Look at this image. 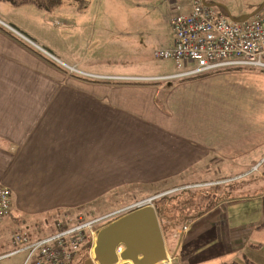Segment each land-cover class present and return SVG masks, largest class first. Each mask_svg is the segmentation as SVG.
I'll list each match as a JSON object with an SVG mask.
<instances>
[{"label":"crops","instance_id":"1","mask_svg":"<svg viewBox=\"0 0 264 264\" xmlns=\"http://www.w3.org/2000/svg\"><path fill=\"white\" fill-rule=\"evenodd\" d=\"M176 9V15L189 13L190 0ZM218 11L227 9L220 5ZM172 42L173 32L160 49ZM137 67L113 75L76 68L79 75L131 84L77 80L0 32V185L13 193L7 223L23 230L34 206L94 203L102 185L108 195L185 174L242 172L247 169L239 167L264 157V73L226 70L184 79L171 78L180 72ZM225 175L226 184L231 176ZM262 222L264 196L223 198L187 226L171 251L165 244L166 251L176 264L250 260L263 243Z\"/></svg>","mask_w":264,"mask_h":264},{"label":"rangeland","instance_id":"2","mask_svg":"<svg viewBox=\"0 0 264 264\" xmlns=\"http://www.w3.org/2000/svg\"><path fill=\"white\" fill-rule=\"evenodd\" d=\"M188 2L189 0H61L58 7L47 12L31 4L16 6L10 1H0V19L11 23L13 29L11 27L7 29L12 32L16 30L20 36L30 39L34 48L65 68L68 76L70 74L78 76V70L92 75L122 74L127 72L119 70L120 67L139 69L137 66L143 71L176 73L180 71L173 61L157 59L153 52L170 44L172 39L170 21L179 12L176 7L184 8ZM206 2H212L211 5L216 10L220 5L224 6L228 12L224 13L230 15L232 19H237L240 15L257 12L264 0H206ZM39 46L49 50L55 57ZM59 61L75 65L78 70ZM193 67V64H187L183 69ZM84 77L110 81L107 77L106 79L90 75ZM250 164H246L244 168L239 167V170L247 169L242 172L234 173L233 170L228 173L217 171L214 174L193 173L187 176L185 174L182 179L159 183L155 187L144 188L135 185L125 189H114L108 195H105L106 186L102 185L98 189L101 196L89 204H66L63 208L52 207L43 210L34 206V213L26 215L28 220L24 221L27 224V227H23L25 230H21V224L7 223L5 218L1 221V255L12 249L11 238L18 232H26L35 240L39 236L43 238L53 234L50 229L54 230V224L58 222H74L79 216L83 218L106 216L107 218L97 228L99 232L131 210H136L137 205L143 200L155 196H159V199L153 202V208L154 205L159 206L160 212L162 211L164 241L171 251V244L177 241L181 228L184 225L189 226L194 219L202 216L208 206L215 205L223 198L252 199L264 196V157L254 165ZM222 174H228L225 175L227 178L231 176L226 182L229 185L221 182L225 179L220 177ZM11 195L12 202L13 193ZM88 195L89 189L82 190L83 197ZM112 195L113 199L107 197ZM162 197L164 201L160 199ZM192 216L195 218L187 220L184 224L179 223ZM35 232L40 235L36 233V237H33ZM262 241L261 248L247 256L250 260L242 258L239 259V263L250 261L264 264V239ZM94 244L95 240H92L90 249L80 253L70 264H85L86 260H93ZM25 257L24 252L2 257L0 264H23ZM177 260L178 258L174 263H177Z\"/></svg>","mask_w":264,"mask_h":264},{"label":"built area","instance_id":"3","mask_svg":"<svg viewBox=\"0 0 264 264\" xmlns=\"http://www.w3.org/2000/svg\"><path fill=\"white\" fill-rule=\"evenodd\" d=\"M191 10L176 15L171 20L172 46L154 51L157 59L171 60L180 71L171 78H187L221 70L257 69L264 71V6L252 15L230 19L205 0H190ZM193 64L191 69L183 66ZM159 196L149 197L136 209L153 207ZM11 209V192L0 185V223ZM132 211V210H131ZM106 216L86 220L79 216L74 222H58L55 232L47 237L32 240L26 232H18L11 238L12 249L1 255L13 256L24 252L23 264H70L82 245L94 241L97 228ZM187 231L184 225L178 232L182 240ZM123 246L116 247V254ZM175 256L167 254L159 264H175ZM118 264H131L121 262Z\"/></svg>","mask_w":264,"mask_h":264},{"label":"water","instance_id":"4","mask_svg":"<svg viewBox=\"0 0 264 264\" xmlns=\"http://www.w3.org/2000/svg\"><path fill=\"white\" fill-rule=\"evenodd\" d=\"M263 6L264 3L258 11ZM228 17L232 20L230 15ZM118 245L123 246L119 256L115 252ZM166 258L165 241L156 211L147 206L133 210L102 228L95 238L93 260L88 259L85 264H118L119 261L159 264Z\"/></svg>","mask_w":264,"mask_h":264},{"label":"trees","instance_id":"5","mask_svg":"<svg viewBox=\"0 0 264 264\" xmlns=\"http://www.w3.org/2000/svg\"><path fill=\"white\" fill-rule=\"evenodd\" d=\"M0 1H10L13 3V5L16 6H20V5H24V4H31L34 7L40 9V10H44L47 12L53 11L56 7H58L61 4V0H0ZM0 32L3 33L4 35H6L7 37H9L10 39H12L14 42H16L17 44L21 45L22 47H24L25 49H27L29 52H31L32 54H34L35 56H37L39 59H41L42 61H44L45 63H47L48 65H50L51 67L55 68L56 70H58L61 73L67 74L68 71L65 68L60 67L55 61H53L52 59H50L49 57H47L45 54H43L42 52H40L39 50H37L36 48H34L32 45H30L29 43H27L26 41H24L22 38H20L19 36H17L16 34H14L12 31H10L9 29H7L6 27L0 25ZM237 70H245V69H237ZM248 70H255V71H259L261 73H264V71L262 70H257V69H248ZM211 73H207V74H202V75H198V76H192V77H187L184 79H193V78H198L201 76H205ZM70 76L72 78H75L77 80H81V81H85V82H91V83H96V84H109V85H115V84H125V83H129V82H112V81H100V80H91V79H87L84 76H76L75 74H70ZM183 80V79H182ZM131 84V83H129ZM159 199V198H158ZM157 199V200H158ZM160 199H164V197L160 198ZM166 199V198H165ZM164 201V200H163ZM214 205H211L210 207L208 206L205 210V212H207L210 208H212ZM154 209L156 211L157 214V218L159 221V225L161 228V232L163 234V238L165 240V236H164V224H163V218L161 216V212H160V208L159 206H155L154 205ZM186 217V220L179 222L180 224H184L185 222H187V220L191 219V218H195V216L192 217ZM66 222H72V221H66ZM259 227L262 228L264 230V222H262L261 224H259ZM55 230L52 231V233H54ZM40 238V237H39ZM90 241H86L78 255L81 253H83L84 251H88L90 249ZM77 255V256H78ZM76 256V257H77ZM75 257V258H76ZM227 264H241L239 262L236 261H231ZM244 264H255L253 262L247 261Z\"/></svg>","mask_w":264,"mask_h":264},{"label":"bare ground","instance_id":"6","mask_svg":"<svg viewBox=\"0 0 264 264\" xmlns=\"http://www.w3.org/2000/svg\"><path fill=\"white\" fill-rule=\"evenodd\" d=\"M178 74V73H177Z\"/></svg>","mask_w":264,"mask_h":264}]
</instances>
